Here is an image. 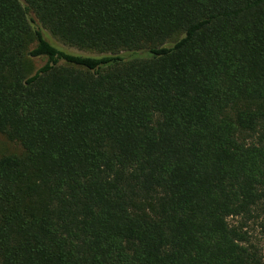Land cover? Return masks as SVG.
<instances>
[{
    "label": "trees",
    "instance_id": "trees-1",
    "mask_svg": "<svg viewBox=\"0 0 264 264\" xmlns=\"http://www.w3.org/2000/svg\"><path fill=\"white\" fill-rule=\"evenodd\" d=\"M0 133V264H264V0H0Z\"/></svg>",
    "mask_w": 264,
    "mask_h": 264
},
{
    "label": "rangeland",
    "instance_id": "rangeland-1",
    "mask_svg": "<svg viewBox=\"0 0 264 264\" xmlns=\"http://www.w3.org/2000/svg\"><path fill=\"white\" fill-rule=\"evenodd\" d=\"M47 35L49 36L50 40L57 42L52 36L47 32ZM60 47L63 49L73 52L76 54H83V55H91L96 56L99 55L95 51H86V50H79L74 47H67L62 45L61 43L57 42ZM44 63L43 59H34V65L36 68L40 67ZM23 149L17 142H12L7 140L1 133H0V156L4 154H22ZM236 219H231L230 222L234 223ZM245 229L248 232V236L250 238V241L253 243V245L259 249L260 253L264 255V221L262 219L250 221L247 223Z\"/></svg>",
    "mask_w": 264,
    "mask_h": 264
}]
</instances>
